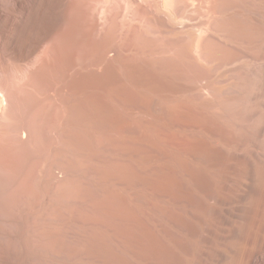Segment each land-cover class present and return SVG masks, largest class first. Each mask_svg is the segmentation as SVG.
I'll return each mask as SVG.
<instances>
[{
    "label": "bare ground",
    "instance_id": "1",
    "mask_svg": "<svg viewBox=\"0 0 264 264\" xmlns=\"http://www.w3.org/2000/svg\"><path fill=\"white\" fill-rule=\"evenodd\" d=\"M0 264H264V0H0Z\"/></svg>",
    "mask_w": 264,
    "mask_h": 264
}]
</instances>
